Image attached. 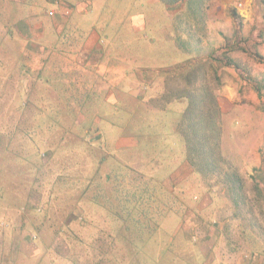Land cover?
I'll use <instances>...</instances> for the list:
<instances>
[{
  "label": "rangeland",
  "instance_id": "rangeland-1",
  "mask_svg": "<svg viewBox=\"0 0 264 264\" xmlns=\"http://www.w3.org/2000/svg\"><path fill=\"white\" fill-rule=\"evenodd\" d=\"M54 1L31 5L71 11L81 2ZM153 2L94 0L99 88L69 80L59 87L35 64L28 73L1 61L0 264H203L197 240L211 231L222 255L235 249L233 261L241 255L264 264V0L243 8L235 0H181L173 17ZM73 22L89 26L83 17ZM228 57L240 71L224 64ZM191 95H199L196 104ZM214 117L217 170L192 182L191 202L174 195L176 207L189 211L176 226L166 218L142 246L152 223L143 209L139 225L129 223L122 210L134 204L129 189L153 194L141 205L157 209L159 194L146 191L162 182L145 185L147 177L176 171L178 178L169 173L176 183L192 173L171 164L172 156L156 171L162 135L182 137L185 120ZM121 175L128 177V185L119 182L123 200L109 199ZM237 175L243 188L236 192L227 181ZM173 181L162 184L169 190Z\"/></svg>",
  "mask_w": 264,
  "mask_h": 264
},
{
  "label": "crops",
  "instance_id": "crops-1",
  "mask_svg": "<svg viewBox=\"0 0 264 264\" xmlns=\"http://www.w3.org/2000/svg\"><path fill=\"white\" fill-rule=\"evenodd\" d=\"M32 1L23 0V4L21 0H0V52L5 49V56L2 51L0 61H9L10 65L18 64L19 71L25 69L26 72L33 70L31 67L35 64L39 70H43L47 79L56 81V85L59 87L65 86V82L69 80V84L71 82L77 83V86L81 88L83 85H87L88 81H91V88H99L100 78H98L99 82L94 84L96 80L94 74L97 73L94 67V49L96 46L94 35L97 37L96 34L100 31L99 26L94 27V0H81L77 9L71 11L45 7L35 8L31 5ZM59 1L55 0L54 3ZM247 1L250 2L251 0H246V3ZM160 2L162 3L161 0H154L153 5ZM168 7L171 15L172 10L177 6L173 4ZM165 10L167 12L166 7ZM49 13H53V16H50ZM43 16H48L51 21L49 23L43 22ZM74 17L75 19L76 17L77 19L83 17L89 26L74 23ZM72 36L74 37L70 38ZM78 41L81 44H73ZM73 47L74 49H71ZM57 52L60 55L54 57ZM9 54L10 57H8ZM54 72L58 74L60 79L51 77L54 76ZM103 74V79L105 78L107 81L109 79L106 77L107 73ZM62 77H65L66 80H62ZM69 77L75 78L72 81V79H68ZM114 84L112 81L110 86L102 85L100 89L109 90ZM213 223L217 224L216 221ZM209 233L208 236L206 235L207 237L197 240V243H202L199 251L203 258V264H263L255 263V261L253 263L251 259L241 255L233 261L232 258L236 255L235 249H224L225 255H222L218 249L220 238L218 232L211 231ZM179 235L182 236L183 234L180 233ZM260 260L263 261V259Z\"/></svg>",
  "mask_w": 264,
  "mask_h": 264
},
{
  "label": "trees",
  "instance_id": "trees-1",
  "mask_svg": "<svg viewBox=\"0 0 264 264\" xmlns=\"http://www.w3.org/2000/svg\"><path fill=\"white\" fill-rule=\"evenodd\" d=\"M161 1L167 6H172L173 4L174 5L178 4L181 0H161ZM258 59L260 61L264 60L262 57H258ZM2 63L3 62H1L0 65H2ZM224 64L234 68L237 71L241 70V67L237 63V61L230 57H228L225 60ZM243 72L245 73V71ZM246 79L250 81V77H246ZM255 90L258 92V94H260L259 86L256 85ZM185 97L188 98L189 100L191 99L190 97L187 96ZM191 97L193 101L191 100L190 101L196 104L199 95L195 97L191 95ZM193 107H195V105H193ZM198 111H202V110H198ZM18 112H20V110H17V113ZM185 121H186V126H184L183 128L180 127V136L183 135L182 137H179V130L176 131L178 135L174 136L175 139L173 140H171L167 136V134L162 135V140L159 141L161 145L159 148L158 146H156V151H155V154L158 157L157 158L158 164L156 167V171L158 169H162L163 167H165L166 160L169 162V158L170 156H172L175 163L171 162V164H176L177 166H179V168L181 166H184V164L185 165L187 164L192 170L191 175H189L185 179L177 180L176 181L177 184L172 179L173 174L178 178V176L176 175V171L169 170L168 172L163 173L162 176L161 175L157 176L156 177L157 179H154V177L152 176L147 177V182L145 185H153L154 180H158L155 181L157 183L162 182L164 184L163 181H166L168 179H171L175 183L171 190H168L162 183H158L160 187L156 191L153 189V186H151L152 189H150V187L147 188L146 192H151V191L157 192L159 194L158 200L160 202H163L167 206L164 205L163 207L162 206L160 207L158 206L161 205V203L159 202L158 204H156L157 209H153L151 207L150 208L143 207L141 205V202L144 199H146L147 201H151L150 197H152L153 194L145 195L144 198L143 196L137 197V192H138L137 190H139L138 188L129 189L132 192L126 196V200H130L129 195L131 194L132 197L131 202H133L134 204L131 205V207H128L125 206V202H124L123 203L124 206L122 205V210L125 216L128 217L129 223L134 227H137L139 225L138 223L139 218H137V216L140 214V212H142V209L143 211L145 210L147 212L145 217H148L149 219L146 221L147 223H152V226H150L148 232L144 233L143 236H140L139 243H141L142 246L148 243V241L152 237L153 234L152 232L154 228L156 227L160 228L159 226L161 225L162 221H167L172 219L173 220L172 224L176 226L178 224V221H180L184 217V215L189 211V207H186L185 205H183V203H181L178 207H176V204H178V200L174 195L179 196V193H181L182 196L185 197L184 200H189L191 202L192 193L195 192L192 191V185L194 186L192 182L199 181L200 179L207 177V175H209L208 170L210 171L217 170L216 165H214L216 163L214 161L215 159L214 156L219 153V142H218L219 138L217 139L215 134L217 132V128L221 126L220 121L217 120L216 117L207 118V119L198 118L197 121H192L191 123H190V119ZM168 140L169 142H167ZM180 141H182V144H179ZM151 146H152V142H151ZM169 173L172 174L171 177ZM121 177L123 176L121 175L116 178L117 191L116 189L111 191V194L108 195L109 199H111L110 197L113 195V193H115L119 201L123 200L122 197L123 190L119 182L122 181L121 183L128 185L127 182L128 177L126 178H121ZM108 179H111V177H108ZM227 182L231 183L230 188H232L233 191L237 192L238 189L243 188L242 179L239 177V175H237L235 178L232 177V181H230L229 179ZM117 192H119V194H117ZM169 202H172L171 207H168ZM116 214L117 216L121 215V213H119L118 211H116ZM121 216H123V214ZM166 218L169 219L165 220ZM180 228L181 227H178L177 231H179Z\"/></svg>",
  "mask_w": 264,
  "mask_h": 264
},
{
  "label": "built area",
  "instance_id": "built-area-1",
  "mask_svg": "<svg viewBox=\"0 0 264 264\" xmlns=\"http://www.w3.org/2000/svg\"><path fill=\"white\" fill-rule=\"evenodd\" d=\"M235 3L238 8H243L246 5V0H235ZM50 15H53V13H50Z\"/></svg>",
  "mask_w": 264,
  "mask_h": 264
}]
</instances>
